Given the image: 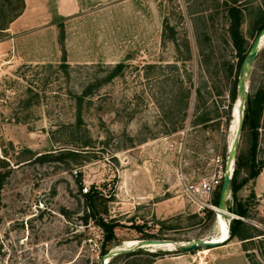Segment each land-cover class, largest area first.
<instances>
[{
	"label": "rangeland",
	"instance_id": "374dc122",
	"mask_svg": "<svg viewBox=\"0 0 264 264\" xmlns=\"http://www.w3.org/2000/svg\"><path fill=\"white\" fill-rule=\"evenodd\" d=\"M77 1V11L58 15L49 0L47 25L11 36L6 28L24 0H0V169L7 172L0 264H100L104 231L85 220L74 168L82 186L107 198L100 214L115 223V238L105 248L147 237L176 241L172 249L134 244L107 264H205L207 246L179 244L215 236L217 216L204 213L186 183L224 171L235 134L229 90L239 73L227 7L240 5L249 49L264 19L262 0ZM182 82L191 89L185 112ZM247 83L248 93L264 89V44ZM87 84L79 107L74 94ZM196 85L206 112L197 111ZM251 132L244 123L236 154L248 155ZM213 194L201 197L211 203ZM236 198L248 204L247 232H264V166ZM245 244L251 261L264 264V234Z\"/></svg>",
	"mask_w": 264,
	"mask_h": 264
},
{
	"label": "trees",
	"instance_id": "16d2710c",
	"mask_svg": "<svg viewBox=\"0 0 264 264\" xmlns=\"http://www.w3.org/2000/svg\"><path fill=\"white\" fill-rule=\"evenodd\" d=\"M262 3L264 6V0H262ZM227 12L229 18L227 31L229 33L231 43L233 45V48L235 50V55L237 57V61L234 65L239 71L240 63L244 58L246 52L248 51L246 47V39L241 29L242 9L236 1H233L232 3L228 4ZM262 16L264 18V10L262 11ZM259 26L260 28L264 26V19L261 20ZM65 60L66 59L63 58L62 63H65ZM230 66L233 67V64L231 63ZM121 67H122V62H118L114 67L115 70L113 73L119 71ZM237 80L238 78H235V81L229 90L230 105L233 104L236 98L238 97ZM91 88L92 85L87 84L83 88V90H81V93L74 94L76 103L79 105V107L81 105L83 96H85V94L88 91H90ZM181 88H182V92L185 93L186 95L184 96V98L181 97L180 99L182 101V104H184V112H185L186 111L185 109L189 106L190 103L191 89H189V86L187 87L183 82ZM202 93H203L202 88L199 85H196L194 88V95H195L194 101L195 104L197 103V108H199L197 110L198 112H206V108L201 106V105L203 106L205 105V99ZM263 109H264V89L262 87H259L254 92L248 93L247 98L245 100L241 127L243 126L244 123H247L252 127V132H251L252 141L248 155L243 156V154L240 152L236 154L234 161V169L232 173V177H233V184L231 188L232 202L231 204L227 205L228 209L236 214L235 217L233 216L230 219L228 238L236 237L239 240H241L243 248L246 250L247 255H249L251 251L249 250V247H247V245L245 244V241L252 240L253 236L264 234V232H258L253 234L247 232L246 225L248 222L243 217L246 216L248 213V204L238 201L236 198V192L241 187V185L244 182H246L248 179L255 178L259 174V172H261V169L264 166V156L261 158L258 156V127H259L260 117L263 113ZM243 165L246 166V171L244 175L241 176V169ZM6 174L7 172L5 170L0 169V191L4 184ZM76 180L79 185V190L81 194L84 196L86 201L85 220L88 217L93 218V221L97 225H99L104 231V240H103V246L100 251V255L104 254L110 250L109 247L105 248L106 243L115 238V232H114L115 223L112 220H105L104 217L100 214L102 211L106 210L107 198L93 186L87 188L86 191H83L82 190L83 184H82V178L80 172L77 174ZM220 185L221 183L218 185L219 188L217 187L215 189L213 197L211 198L210 201L214 205H216L218 201ZM253 193L254 190L251 191V194ZM0 201H1V194H0ZM203 211L206 215L212 216L215 210L212 207L204 206ZM111 260L112 259H110L109 262Z\"/></svg>",
	"mask_w": 264,
	"mask_h": 264
},
{
	"label": "water",
	"instance_id": "95a60500",
	"mask_svg": "<svg viewBox=\"0 0 264 264\" xmlns=\"http://www.w3.org/2000/svg\"><path fill=\"white\" fill-rule=\"evenodd\" d=\"M264 41V26L260 28L257 33L254 35L252 42L249 46L248 51L246 52L244 58L242 59L240 63L239 73H238V80H237V94L239 96V102H238V109L240 112V119L239 124L236 128V133L233 137V140L229 146L228 154L225 159L224 164V171L222 175L221 185L219 189L218 194V201H217V208H213L215 210V214L218 212L224 214L228 217V221L230 222V219L233 216H236L235 213L230 211L227 207V200L229 196L231 195V188L233 184V169H234V161H235V154H236V147L237 142L239 138V133L241 130L242 120H243V109L245 106V100L248 95V83H247V76L250 74V70L252 67V64L257 56L258 50L263 45ZM232 114H233V107H232ZM230 212L231 214H227L226 212ZM165 238H159V237H147V238H141L138 245L143 244H150V243H157L164 241ZM222 241L220 240H212L207 239L205 237H200L193 239L191 241H188L186 244H179L180 249H192V248H198L199 246H211L220 244ZM125 247H118V248H112L108 252L101 254L100 264H107L108 261L119 252L125 250Z\"/></svg>",
	"mask_w": 264,
	"mask_h": 264
},
{
	"label": "crops",
	"instance_id": "0c3cea01",
	"mask_svg": "<svg viewBox=\"0 0 264 264\" xmlns=\"http://www.w3.org/2000/svg\"><path fill=\"white\" fill-rule=\"evenodd\" d=\"M48 2L49 0H24L21 12L10 21L6 31H10L11 36H14L47 25V18L53 16L49 11ZM55 2V13L58 15H68L78 9L77 0H55ZM207 247L203 250L202 256L199 255L205 264H254L243 248L242 241L236 237L227 238L223 243ZM207 254L208 256H203ZM176 257L180 256L176 255ZM174 259L172 261L177 262L171 264H189L178 263L181 260Z\"/></svg>",
	"mask_w": 264,
	"mask_h": 264
},
{
	"label": "bare ground",
	"instance_id": "6f19581e",
	"mask_svg": "<svg viewBox=\"0 0 264 264\" xmlns=\"http://www.w3.org/2000/svg\"><path fill=\"white\" fill-rule=\"evenodd\" d=\"M263 44H264V41H263ZM238 102H239V96L236 98V101H235V103L233 105V114H232L233 119H232L231 129L233 131L235 130V133H236V128H237V126L239 124V119H240V112H239V109H238ZM232 140H233V138H232ZM232 140H231V142H232ZM211 206L213 208H217V206H214V205H211ZM226 213L227 214H231L230 212H226ZM215 216H217V222H218L219 231H218V233L215 236H212L211 238H207V239L220 240L223 243V241H225L228 238V236H229V221H228V217L225 216L224 214L220 213V212L215 214ZM139 242H140V239H138V241L137 240H127V241L122 242L120 245H116V248L132 246L134 244H138ZM175 244H176V241L165 239L162 242L143 244V245L151 246L152 249H156V248H159V249L160 248L172 249V248L175 247ZM205 248H207V247H205ZM165 249H164V251H165Z\"/></svg>",
	"mask_w": 264,
	"mask_h": 264
},
{
	"label": "built area",
	"instance_id": "2783aa9c",
	"mask_svg": "<svg viewBox=\"0 0 264 264\" xmlns=\"http://www.w3.org/2000/svg\"><path fill=\"white\" fill-rule=\"evenodd\" d=\"M78 170L77 168L73 169V175L77 176ZM223 171H219L217 173L204 175L197 181H190L186 183V190L194 197H197L201 201V206H209L214 205L212 203H209L206 201V199H203L201 197L202 194L209 195L212 192L215 191V189L218 187V185L221 183L222 180ZM87 186H82V190L86 191ZM199 195V196H198Z\"/></svg>",
	"mask_w": 264,
	"mask_h": 264
}]
</instances>
